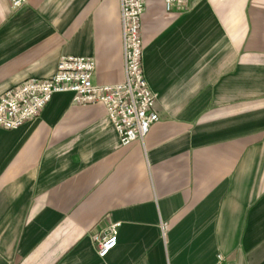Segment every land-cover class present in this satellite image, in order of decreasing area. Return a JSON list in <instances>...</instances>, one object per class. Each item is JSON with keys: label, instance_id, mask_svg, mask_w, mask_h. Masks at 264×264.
I'll return each mask as SVG.
<instances>
[{"label": "crops", "instance_id": "obj_1", "mask_svg": "<svg viewBox=\"0 0 264 264\" xmlns=\"http://www.w3.org/2000/svg\"><path fill=\"white\" fill-rule=\"evenodd\" d=\"M142 37L160 117L144 143L71 93L0 128V264H264V0H148ZM66 56L124 80L121 0H0V96Z\"/></svg>", "mask_w": 264, "mask_h": 264}, {"label": "built area", "instance_id": "obj_2", "mask_svg": "<svg viewBox=\"0 0 264 264\" xmlns=\"http://www.w3.org/2000/svg\"><path fill=\"white\" fill-rule=\"evenodd\" d=\"M18 12L29 0H7ZM148 0H121L122 37L124 47V80L114 85L94 83L96 61L89 57L66 56L57 71L46 80H29L19 88L0 96V128L17 130L38 118L56 94H73L74 104H103L122 147L144 143L152 127L160 121L155 111L157 100L143 71L144 41L142 20ZM166 10H185L189 0H162ZM120 224L110 226L97 239V256L106 259L118 246ZM166 241L169 224L161 223ZM215 264H227L219 255Z\"/></svg>", "mask_w": 264, "mask_h": 264}]
</instances>
